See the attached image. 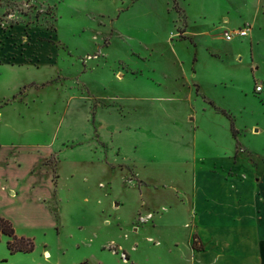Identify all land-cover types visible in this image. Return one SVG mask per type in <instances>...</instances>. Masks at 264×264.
Returning a JSON list of instances; mask_svg holds the SVG:
<instances>
[{
	"label": "rangeland",
	"instance_id": "1",
	"mask_svg": "<svg viewBox=\"0 0 264 264\" xmlns=\"http://www.w3.org/2000/svg\"><path fill=\"white\" fill-rule=\"evenodd\" d=\"M257 5L0 0V216L34 243L10 254L0 236V264H158L184 246L152 229L158 201L196 172L247 175L264 148V34L224 39Z\"/></svg>",
	"mask_w": 264,
	"mask_h": 264
},
{
	"label": "crops",
	"instance_id": "2",
	"mask_svg": "<svg viewBox=\"0 0 264 264\" xmlns=\"http://www.w3.org/2000/svg\"><path fill=\"white\" fill-rule=\"evenodd\" d=\"M263 4L264 0H258L253 15L242 19L251 26L250 48L253 50L258 49L256 35L264 34ZM258 85L262 86V91L256 92L257 103L264 108V77ZM252 134L259 137L261 128L254 129ZM248 149L256 165L248 168L247 175L234 170L230 175L196 172L189 178V190H176L169 195L168 202L158 201L152 216L155 225L152 229L172 230L179 226L187 231L184 246L173 240L170 262L162 263L163 258L158 257V264H264V148ZM233 155L234 149L230 157ZM245 188L248 191H244ZM10 196L13 198L15 193ZM138 213L137 208L133 220ZM166 218H172L169 224H165ZM139 231L138 228L133 232ZM17 235L21 236L18 232ZM193 237L201 247L199 251L192 247ZM159 240L153 242L157 248L161 245ZM44 252V257L45 254L49 256L47 250Z\"/></svg>",
	"mask_w": 264,
	"mask_h": 264
},
{
	"label": "trees",
	"instance_id": "3",
	"mask_svg": "<svg viewBox=\"0 0 264 264\" xmlns=\"http://www.w3.org/2000/svg\"><path fill=\"white\" fill-rule=\"evenodd\" d=\"M231 130H232V133L235 134V131L233 130L232 125H231ZM2 235L8 238L6 245H7V249L10 252V254L30 253L34 249V243L32 239L24 237V236H18L15 233V229L12 223L6 218L0 216V236ZM80 264H87V263L82 262Z\"/></svg>",
	"mask_w": 264,
	"mask_h": 264
},
{
	"label": "built area",
	"instance_id": "4",
	"mask_svg": "<svg viewBox=\"0 0 264 264\" xmlns=\"http://www.w3.org/2000/svg\"><path fill=\"white\" fill-rule=\"evenodd\" d=\"M249 31L250 30L248 28L242 27L241 29H238L234 34L225 35L224 39L226 41H231L234 37L245 38V37H247ZM255 91L257 93L261 92L262 91V86L261 85H257L255 87Z\"/></svg>",
	"mask_w": 264,
	"mask_h": 264
},
{
	"label": "bare ground",
	"instance_id": "5",
	"mask_svg": "<svg viewBox=\"0 0 264 264\" xmlns=\"http://www.w3.org/2000/svg\"><path fill=\"white\" fill-rule=\"evenodd\" d=\"M48 257V254H45V258H47ZM49 258V257H48Z\"/></svg>",
	"mask_w": 264,
	"mask_h": 264
}]
</instances>
